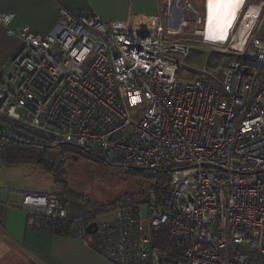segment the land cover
<instances>
[{
  "label": "built area",
  "instance_id": "obj_1",
  "mask_svg": "<svg viewBox=\"0 0 264 264\" xmlns=\"http://www.w3.org/2000/svg\"><path fill=\"white\" fill-rule=\"evenodd\" d=\"M161 1L156 14L114 20L61 6L45 33L0 15L21 41L0 65V135L169 178L159 198L96 214L93 234L68 198L24 193L26 224L69 220L67 235L113 264H264V0H243L223 39L208 36L207 0ZM193 50L227 61L190 69L180 59Z\"/></svg>",
  "mask_w": 264,
  "mask_h": 264
},
{
  "label": "crops",
  "instance_id": "obj_2",
  "mask_svg": "<svg viewBox=\"0 0 264 264\" xmlns=\"http://www.w3.org/2000/svg\"><path fill=\"white\" fill-rule=\"evenodd\" d=\"M161 5V0H0V15H13L8 23L11 28L27 24L36 32L45 33L57 22L61 6L79 14L94 13L103 20H114L134 13L156 14ZM5 28L0 21V65L21 42L18 36L8 35ZM260 33L264 36V20ZM11 166L14 165H0V201L10 203L9 207L0 206V264L11 256L10 247L21 253V264H113L76 238L28 227L26 213L19 206L22 196L40 192L11 182L5 171ZM83 211V205L69 207V215L73 217L81 216ZM106 216L111 215L100 213L98 217Z\"/></svg>",
  "mask_w": 264,
  "mask_h": 264
},
{
  "label": "rangeland",
  "instance_id": "obj_3",
  "mask_svg": "<svg viewBox=\"0 0 264 264\" xmlns=\"http://www.w3.org/2000/svg\"><path fill=\"white\" fill-rule=\"evenodd\" d=\"M180 57H175L179 60ZM188 68L199 69L203 67L208 58L205 53L197 50L191 51L187 57L180 59ZM227 61L223 55L213 56L208 60V67L212 70L221 68ZM182 76L191 78L192 73H182ZM65 169V183L67 189L82 196L89 203L97 205L112 204L126 195H138L147 191V179L119 172L107 164L89 159L81 154L67 153L63 156ZM6 176L11 182L23 187H31L32 191L52 194L61 193L63 187L56 185L50 174L44 172L35 163L16 164L5 168ZM77 207L81 203L70 201ZM109 216H106L107 218ZM102 220V218H97ZM11 256L4 258L5 264H21L22 255L10 247Z\"/></svg>",
  "mask_w": 264,
  "mask_h": 264
},
{
  "label": "trees",
  "instance_id": "obj_4",
  "mask_svg": "<svg viewBox=\"0 0 264 264\" xmlns=\"http://www.w3.org/2000/svg\"><path fill=\"white\" fill-rule=\"evenodd\" d=\"M18 140H10L0 135V165L9 166L15 164L35 163L44 172L51 175L56 185L63 187L60 196L76 201L83 205L82 216L86 222L93 220L94 216L113 209L116 205L135 198L146 197L150 193L156 197L163 196L169 189V178L167 171L163 169L151 170L146 168L134 167L121 160H107L95 152L87 151L80 147L70 144L48 145L41 141H35L25 136L17 137ZM67 153L81 154L89 159L103 162L111 168L126 174L142 176L147 179L148 189L143 194L126 195L112 204L97 205L89 203L82 196L77 195L67 189L65 183V169L63 167V156ZM69 220H60L55 225H50L44 218H37L33 229L47 231L58 235H67ZM94 238V235H91ZM164 237L155 239V242L162 243Z\"/></svg>",
  "mask_w": 264,
  "mask_h": 264
},
{
  "label": "bare ground",
  "instance_id": "obj_5",
  "mask_svg": "<svg viewBox=\"0 0 264 264\" xmlns=\"http://www.w3.org/2000/svg\"><path fill=\"white\" fill-rule=\"evenodd\" d=\"M241 6V5H240ZM240 6H238L234 11V19L240 9ZM218 5L214 4L212 13L210 16V10H209V0H207V9H206V28L208 32V36L215 35L214 37H219L221 39L226 37V34L228 32V29L231 27L234 19L230 21V23L225 24V18L224 17H217L216 11H217ZM248 15L251 16L250 11L248 12ZM242 26H245V22Z\"/></svg>",
  "mask_w": 264,
  "mask_h": 264
},
{
  "label": "snow or ice",
  "instance_id": "obj_6",
  "mask_svg": "<svg viewBox=\"0 0 264 264\" xmlns=\"http://www.w3.org/2000/svg\"><path fill=\"white\" fill-rule=\"evenodd\" d=\"M243 0H209L210 16L212 13L213 5H218L216 14L217 17H224L225 24L230 23L234 19L235 9L242 4Z\"/></svg>",
  "mask_w": 264,
  "mask_h": 264
},
{
  "label": "water",
  "instance_id": "obj_7",
  "mask_svg": "<svg viewBox=\"0 0 264 264\" xmlns=\"http://www.w3.org/2000/svg\"><path fill=\"white\" fill-rule=\"evenodd\" d=\"M4 138L6 139H10V140H18L17 137H8V136H4ZM86 230L89 234H93L96 230V222L95 221H91L87 224L86 226Z\"/></svg>",
  "mask_w": 264,
  "mask_h": 264
}]
</instances>
